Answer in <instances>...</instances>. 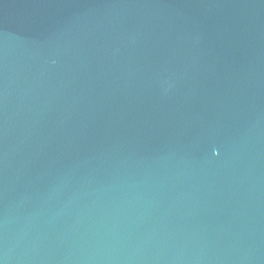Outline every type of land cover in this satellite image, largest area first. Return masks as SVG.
Returning <instances> with one entry per match:
<instances>
[{
  "label": "water",
  "instance_id": "water-1",
  "mask_svg": "<svg viewBox=\"0 0 264 264\" xmlns=\"http://www.w3.org/2000/svg\"><path fill=\"white\" fill-rule=\"evenodd\" d=\"M0 264H264V0H0Z\"/></svg>",
  "mask_w": 264,
  "mask_h": 264
}]
</instances>
